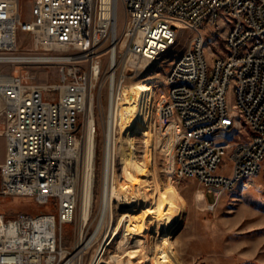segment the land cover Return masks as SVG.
<instances>
[{
  "label": "built area",
  "instance_id": "2783aa9c",
  "mask_svg": "<svg viewBox=\"0 0 264 264\" xmlns=\"http://www.w3.org/2000/svg\"><path fill=\"white\" fill-rule=\"evenodd\" d=\"M24 6V0H0V137L6 144L0 195L32 198L52 210L0 213V264H71L85 253V245L64 246L63 230L82 206L88 177L96 183L98 129H104L103 189L106 168L120 172L116 136L123 132L116 114L128 79L145 69L148 58L161 56L152 55L149 45L170 47L175 23H185L196 35L188 54L175 62L183 64V72L174 73L170 94L162 95L158 107L159 119H174L180 128L173 176L179 182L198 180L215 197L209 203L212 208L227 195L236 175L257 176L264 151V0H33L30 21L24 18ZM120 7L126 13L123 36L129 39L124 48L117 33ZM216 15L228 23V38H223L227 51L217 42L216 69L205 74L200 43L205 29L216 28ZM250 37H260V44L250 45ZM29 40L31 49L20 51L22 41ZM106 43L107 69L98 53ZM18 66L56 67L59 82H30L18 73ZM182 77H195V85H182ZM105 88L103 119L97 118L96 100ZM231 90L240 94L245 132L232 147L200 145L204 132L229 126L225 101ZM184 119H191V126H184ZM90 134L95 149L89 161ZM177 152H184V168L176 167ZM226 161L229 175L218 172Z\"/></svg>",
  "mask_w": 264,
  "mask_h": 264
},
{
  "label": "rangeland",
  "instance_id": "374dc122",
  "mask_svg": "<svg viewBox=\"0 0 264 264\" xmlns=\"http://www.w3.org/2000/svg\"><path fill=\"white\" fill-rule=\"evenodd\" d=\"M32 2L33 0H24V18L26 21L31 20ZM118 18L117 33L122 39L126 22V13L122 7L119 8ZM204 33L207 40L205 55L209 64L212 65L214 61L212 53L219 54L220 49L227 51L226 43L223 40L224 32L221 34V36L223 35L222 38L210 29H205ZM211 34L215 35L212 36ZM195 35V31L180 28L178 41L169 53L155 62L147 61L145 69L134 72L133 79L129 78L127 82L129 86L138 82H146L154 87L155 92L154 126L148 135H143L140 130L137 133L135 132L133 137L136 141V156L140 161H143L150 141L155 137V164L158 180H160L162 186H167L170 182L173 183L183 194L190 210L186 215L184 224L166 240H157L156 247L167 264H264V163L261 172L257 176L239 182L214 208L210 207L209 203H214L215 197L212 194H206V190L198 180L189 178L179 182L173 176L174 148L180 135V128L174 119L166 120L163 117L159 119L158 109L162 105V95L170 94V88L166 83L168 72L176 60L189 50V44ZM29 42L30 40L24 43L22 41L20 51H29L31 49ZM217 42L220 44V49L217 47ZM107 48L108 44L106 43L98 51L99 56H102L105 69H107L109 61ZM16 68L18 73L30 82H59V73L56 67L43 70L22 66ZM6 70L13 71L14 68L7 66ZM57 97L58 94L52 95L54 99H57ZM96 98L98 97L96 96ZM100 101L103 103L101 108ZM107 101L108 91L105 88L100 100H96L98 106V108L96 106L97 118H105ZM229 105L235 110L233 90L229 94ZM243 125L245 126L244 122ZM98 133V174L95 202L91 220L85 229V238L94 233L102 209L103 126L99 127ZM128 145L130 147L129 142ZM5 157V139L0 137V164L4 162ZM226 163L227 166H222L218 170L220 174H231L230 162L226 161ZM150 180L154 186L153 176ZM246 185H249L250 188L245 189ZM116 205V203L113 205V223L115 225L125 213L122 207ZM51 210L49 206H38L32 198L3 197L0 195V213L6 216H16L18 213L38 215L50 213ZM80 229L81 208H79L74 222L63 230L64 246L73 249L80 240ZM103 235V233L99 235L98 240L85 251L82 264H90L98 252L104 238ZM114 240L108 248L107 257L110 253L116 254L117 251L121 256L125 255L135 245L134 239L128 238V241L125 239L124 227L120 228L119 234L115 236ZM123 241L125 242L123 243ZM153 259L155 260V256H153ZM113 264H116V262Z\"/></svg>",
  "mask_w": 264,
  "mask_h": 264
},
{
  "label": "bare ground",
  "instance_id": "6f19581e",
  "mask_svg": "<svg viewBox=\"0 0 264 264\" xmlns=\"http://www.w3.org/2000/svg\"><path fill=\"white\" fill-rule=\"evenodd\" d=\"M214 25H216V28H214L215 33L222 38L223 35L221 36V34L224 32L223 38H228V23H223V15H216ZM180 28H187V26L185 23H175L174 42L170 43V47L167 49L159 45H149V52L152 55L161 56L148 58V61L155 62L169 53L178 41ZM128 41L129 39L123 36L121 48H124ZM258 44H260V37H250V45ZM206 46V36H202L200 43L201 60L206 63L205 74H212V69H216L215 56L212 53L214 61L210 65L205 55ZM188 52L189 50L183 55L188 54ZM129 60L133 59L130 58ZM179 61L180 57L176 62ZM182 72L183 64L174 63L166 78L167 85L170 84V80L174 79V73ZM182 85H195V77H182ZM234 94L235 110L229 105V95L227 101H225V111L229 115V126L212 128L211 132H204L200 137V145L210 144L212 148L232 147L236 145V138H239L245 132V126L243 122H240L239 116V114H243V105H240V94L239 92H234ZM154 95V87L146 82L132 84L124 91L123 99L120 101L116 114L123 132L121 135L116 136V145L119 146L118 163L120 172L116 174V172H111V167L106 168L108 173L106 171L102 189L101 215L94 233L88 238H85L84 235L92 217L96 183H94V178L89 180L88 177L85 184L81 206L80 240L77 248L80 249L81 245H85V249L88 250L98 240L99 235L104 234L98 252L90 264H113L114 262L116 264H167L156 247V241L166 240L173 235L184 224L186 215L190 212L186 199L177 187L171 182L167 186H162L160 180H158L155 164V137L150 141L143 161H140L136 156V141L133 137L135 132L137 133L140 130L143 135H148L154 126ZM90 114L93 115L92 106H90L88 115L92 125L93 118ZM184 126H191V119H184ZM107 137H111L108 132ZM88 140L87 155L90 161L94 155L95 137L90 134ZM263 163L264 151L261 153V161L257 163V175L261 172ZM184 164V152H177L176 167L184 168ZM151 176L154 178V186L150 180ZM246 179L249 180V173L236 175L227 194L239 182ZM244 188L248 189L250 186L246 185ZM115 203L125 211L116 225L113 223V205ZM121 227H124L125 239H134L135 245L125 255L121 256L117 251L116 254L110 253L107 257L108 248L115 241L114 238L119 234ZM82 252L75 256L70 263L82 264L85 254H82ZM153 256H155V260Z\"/></svg>",
  "mask_w": 264,
  "mask_h": 264
},
{
  "label": "crops",
  "instance_id": "0c3cea01",
  "mask_svg": "<svg viewBox=\"0 0 264 264\" xmlns=\"http://www.w3.org/2000/svg\"><path fill=\"white\" fill-rule=\"evenodd\" d=\"M207 194V193H206ZM227 195H225V196H223L220 200H219V202L218 203H220L221 202V200H223V198H225ZM217 203V204H218Z\"/></svg>",
  "mask_w": 264,
  "mask_h": 264
}]
</instances>
